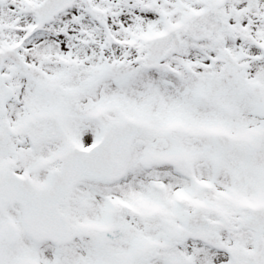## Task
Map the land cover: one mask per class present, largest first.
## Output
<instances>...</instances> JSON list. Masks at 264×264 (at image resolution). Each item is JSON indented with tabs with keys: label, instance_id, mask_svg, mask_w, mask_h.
I'll return each mask as SVG.
<instances>
[{
	"label": "snow or ice",
	"instance_id": "obj_1",
	"mask_svg": "<svg viewBox=\"0 0 264 264\" xmlns=\"http://www.w3.org/2000/svg\"><path fill=\"white\" fill-rule=\"evenodd\" d=\"M0 264H264V0H0Z\"/></svg>",
	"mask_w": 264,
	"mask_h": 264
}]
</instances>
